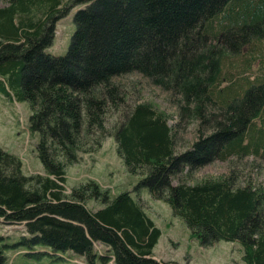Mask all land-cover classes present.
I'll list each match as a JSON object with an SVG mask.
<instances>
[{"label": "trees", "instance_id": "1", "mask_svg": "<svg viewBox=\"0 0 264 264\" xmlns=\"http://www.w3.org/2000/svg\"><path fill=\"white\" fill-rule=\"evenodd\" d=\"M74 8L68 51L53 56L57 25ZM226 23L247 32L235 30L230 44ZM257 58L264 60V0H0V93L29 104L45 170L25 174L21 158L0 147V219L29 234L13 244L0 236V264L9 263V249L70 252L88 264H159L162 232L141 200L94 180L66 185L67 168L110 136L128 172L192 237L206 246L238 242L244 264H264V187L232 160L252 152L264 159V66L255 81L229 72ZM132 74L168 94L174 128L117 81ZM191 126L196 138L187 142L180 134ZM218 161L238 170L189 183Z\"/></svg>", "mask_w": 264, "mask_h": 264}, {"label": "rangeland", "instance_id": "2", "mask_svg": "<svg viewBox=\"0 0 264 264\" xmlns=\"http://www.w3.org/2000/svg\"><path fill=\"white\" fill-rule=\"evenodd\" d=\"M78 9H72L68 16L59 21L54 43L47 49L49 54L64 56L67 53L75 32L74 16ZM232 27L226 23L221 29V34L230 44L232 38L237 34L235 30L245 29L241 32H247V28L235 29ZM247 49L248 47L243 48L245 53ZM228 61L230 58L225 63ZM263 66L264 60L257 58L249 69L244 70L242 66L229 72H233L232 75L245 72L243 74L247 76L250 74V78L255 81L259 78ZM224 71L227 73L226 68ZM117 81L128 89L136 101L153 103L158 106L160 110L170 116V126L175 127L176 122H178L177 108L162 89L153 86L149 80L139 74L127 75ZM30 115L31 110L27 102L17 101L14 96L11 98L3 97L0 93V147L21 158L23 171L27 175L44 173L45 171L44 165L36 153L39 138L30 129ZM114 119L112 115H108V123L114 122ZM192 127L196 128V126H191L181 132L180 136L183 140L187 142L195 140L196 136ZM255 138H258V133H256ZM249 155L252 156H245L241 159L235 157L232 160L235 166L242 167L241 169L245 172L244 175H251L255 181L254 185L264 187V161L254 156L253 152ZM234 170L238 169H231L229 161H218L196 173L189 183L206 179L217 180L227 176V174L229 175ZM66 178L68 189L85 181L94 180L105 187H110L112 194L114 191L118 194L129 191L133 197L141 200L146 212L149 213L162 232V236L154 248L155 259L159 264H244L240 252V243L217 241L209 246L203 245L199 238L192 237V232L185 222L174 215L167 203L153 199L147 188L140 185L142 177L131 175L128 172L123 160L117 153V143L113 136L105 139L97 153L89 152L79 155L76 163L67 168ZM176 183L175 181L174 184L176 185ZM99 205L95 201L88 203L90 209H97ZM23 231H26L23 225L4 224L0 220V236H4L9 244L18 242L22 236H29L27 233L22 234ZM103 250L105 251L104 248ZM14 253L15 251L10 249L5 253L9 259L8 264H75L68 258L69 254L67 253L62 255L49 251L50 254L54 255L28 256L26 253H20L13 256Z\"/></svg>", "mask_w": 264, "mask_h": 264}, {"label": "crops", "instance_id": "3", "mask_svg": "<svg viewBox=\"0 0 264 264\" xmlns=\"http://www.w3.org/2000/svg\"><path fill=\"white\" fill-rule=\"evenodd\" d=\"M257 123H258V128L260 127V122L259 121H256ZM41 251H48L49 252V250H45V249H40ZM23 252H25V251H23V250H21V251H15V253L13 254V256L14 255H16V254H20V253H23ZM65 253H67V254H69V256H68V258L69 259H74V258H77L75 255H73L72 253H70V252H65ZM65 253H61L62 255L63 254H65ZM58 255H60V254H58Z\"/></svg>", "mask_w": 264, "mask_h": 264}]
</instances>
